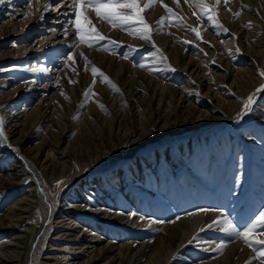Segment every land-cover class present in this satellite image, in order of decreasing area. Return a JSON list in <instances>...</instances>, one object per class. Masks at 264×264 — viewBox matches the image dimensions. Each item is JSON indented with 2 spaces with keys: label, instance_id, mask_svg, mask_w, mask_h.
<instances>
[{
  "label": "rangeland",
  "instance_id": "obj_1",
  "mask_svg": "<svg viewBox=\"0 0 264 264\" xmlns=\"http://www.w3.org/2000/svg\"><path fill=\"white\" fill-rule=\"evenodd\" d=\"M59 2L60 0H3L0 2V117L4 121L3 134H0V176H7V173L14 169L23 167L25 173L20 179L27 178L23 183L0 188V217L6 216L10 207L23 195L25 196L24 193L28 192L30 187L34 186L33 168L30 163L35 160L33 153L41 143L45 130L52 128L58 131L68 126L67 131L70 132L62 140V145L57 151H63L66 146L69 147L65 154L71 158L72 168L63 178L58 177L57 180L51 179L48 171L36 169L41 178L46 181L56 212L53 213L54 211L49 209L47 226L54 224L59 212L73 211L80 218L77 220L78 228L84 222L92 221L96 225L112 230L109 234L115 235L109 238L110 240L107 239V230L105 235L101 236L109 242L124 238L123 242L133 240L138 245L146 246L154 243L152 250L161 260L167 251L157 244L162 236V231H159L156 226L158 224H173L172 221L176 223L179 219L189 216V213L200 212L201 208L210 209L209 211L218 210L215 199L221 197L225 200L228 217L241 228L259 211L264 210V118L260 119L257 114L259 111L264 116V109L261 108L264 102V91L254 92L255 103L247 114H243L245 110L242 105L238 115L232 119L211 123L199 129L167 133L160 139L145 143L139 148L121 141L117 150H112L116 156L106 158L82 173L79 165H74L73 157L74 142L81 144L78 146L82 147L84 152L91 153L94 150V145L86 140L87 136L83 134L85 127L82 128L80 135H76V126L104 125L105 128V125H108L104 120L105 116L115 115L116 107L111 99L114 95L117 99H121L123 95L129 105L136 103L147 115L146 100L152 97V89L148 90L147 85H143V89L141 87L139 90H147V97L141 95L137 98L135 96L138 95H133L134 91L126 90L123 82L126 77L124 74L119 76L124 70V64L148 71V67L138 66L139 63H145L154 68L153 75H156V78L160 79V76H163V82L169 81L177 88L189 85L190 82L198 86L200 83L195 78L187 71L178 68L177 59L174 57L175 54L180 55L181 52H186L189 59L193 55L192 59L196 60L197 56L194 53L199 52L202 59H207L204 64L207 81L210 82L214 80L215 67L223 69L222 71L226 67V60L220 61L223 53L220 51L221 43L215 40V32L228 29L224 31L225 36L236 37L235 31L244 15L258 16L264 20L263 4L259 0H230L227 4L221 2L216 8L217 19L223 26L220 27L211 23L208 17L198 9L189 7L184 0H179V5L176 0H163V3H156L141 13L147 23L152 26V41L130 34V29L136 27L135 23L125 28H114L107 21L93 19L96 30L106 39L96 41L89 47L84 43L76 46L78 37L75 35V27L70 23L74 19L73 12L65 18L67 19L65 23L67 37L64 38L65 27L62 24L60 26L61 34L59 33L58 38L64 39L62 43H56V39L51 36L53 32L50 33L48 30L53 23H49V18L54 15V8ZM206 2L211 6L214 0H206ZM140 3L143 7L147 0H140ZM48 4L51 7L45 11V5ZM164 4L172 8L175 15L169 14ZM34 11L46 14L42 19L38 15L33 16L31 20ZM194 11L196 15H193ZM236 13L240 15L237 16ZM88 15L90 18L95 17V13L91 11ZM162 19L163 23H161ZM188 26L196 27L203 39L196 37ZM208 32L211 33L212 38ZM260 34H264V31ZM49 36L51 38H48ZM157 47L167 57L166 60L162 61L159 54L153 56ZM241 49L238 52L239 59L245 60L243 63L240 62V67L243 68V73L248 71L245 74L248 78L242 76V80L239 81L235 71L230 70L225 89L234 85L237 89L242 87L245 90L249 87L254 91L264 85V77L259 75L264 71V51L260 56L253 46L245 45ZM70 54L74 56V61L67 59ZM84 56L90 63H86ZM110 59H114V64H109ZM93 65L109 77L122 95L117 94L116 91L107 92L108 88L111 90L110 85L99 74L93 76ZM121 66L123 69L119 73ZM253 66L258 78L250 76ZM33 68H46L48 71L33 72L30 70ZM216 73H220V70ZM70 80L75 83H70ZM247 80L250 81L247 82ZM89 91L92 94L85 96V93ZM204 91H207V86ZM251 94H239L238 99L243 103ZM132 96L135 100H129ZM165 96L163 107L170 102L168 93H165ZM206 100L209 101L206 97L203 98V101ZM95 101L100 107H96ZM211 101V104L217 107V101ZM101 105L104 107L102 108ZM210 106L208 103L206 109H210ZM153 107L155 109L157 105ZM130 110L133 122L119 117L114 125H120V123L125 127L141 125L139 123L141 118L135 116L136 111L133 108ZM98 115L102 116L101 120ZM78 137L80 141L76 140ZM140 137L136 134L134 141ZM190 147L194 149L190 161L197 163L195 172L184 165L186 158L182 151L189 150ZM232 147L235 148L232 149ZM58 152H54L55 157H59ZM48 153L51 154V152ZM91 156L95 157L93 154ZM167 156L171 158V165H168ZM211 159H213L212 163H210ZM137 162H141L143 169L139 170V167H136ZM155 167H158L157 173L152 171ZM243 169L245 172H242ZM242 174H244L243 178H241ZM144 180L146 183L143 182ZM76 191L80 197L73 196ZM68 202L85 204L92 212L68 209L64 207L65 205L63 206V203ZM93 209L103 211L109 209L111 214L108 216L107 212L99 214V211L93 212ZM40 219L44 221L45 218L35 216L37 222ZM215 220L218 219H211L209 222L212 227L195 231L182 248L185 256L175 252L171 262L175 264H209L212 261L219 263L234 251L231 249L228 251V247L239 241L251 250L258 262L264 259V257H256L253 249L242 238L220 231V225L213 223ZM154 225L156 227H153ZM56 228L63 227L58 224L55 230ZM257 231H264V229ZM3 232L4 230L1 235L4 234ZM94 233L100 234L98 227H95ZM193 237L197 239L193 240ZM45 238L47 241L45 240L44 243H48L53 236L46 235ZM257 238L264 239L261 236ZM3 239L4 237L1 236L0 241ZM31 242L27 254V260H29L26 264H54V257L58 255L56 249L50 250L49 244H46L47 251L50 250L53 253L47 255L45 254L47 251L40 252L39 242L36 239H32ZM55 242L62 241L56 239ZM220 244L226 247L216 251ZM258 247H264V245ZM34 253H37L36 257H32ZM39 253L41 254L38 257ZM189 254L192 255L189 256Z\"/></svg>",
  "mask_w": 264,
  "mask_h": 264
},
{
  "label": "bare ground",
  "instance_id": "obj_2",
  "mask_svg": "<svg viewBox=\"0 0 264 264\" xmlns=\"http://www.w3.org/2000/svg\"><path fill=\"white\" fill-rule=\"evenodd\" d=\"M259 1L264 6V0ZM71 12V0H60L59 4L54 8V15L49 18V23H53V25H50V29L48 31H50V33L53 32L51 36L56 39V43H62L64 40L58 38L60 26L62 24L66 29L67 24L65 23L67 19L65 20V18ZM45 14V12L39 13L38 11H34L31 20L33 19V16L37 17L39 15L40 17H43ZM60 18L63 20H58ZM263 31V19L258 16L253 17L246 15H244V18L241 20L240 25L235 31L236 37L232 36L227 38L224 31H216L214 34L216 37L215 40L221 43L220 51L223 53L220 61L223 62L226 60V67L224 71H222L223 69L221 70L220 68L215 67V77L214 80H211L210 82L207 81L208 79L206 77L207 73L205 64L207 59H202L199 56V52L194 53L197 56L196 60L192 59L193 55L190 56L189 59L186 52H181L180 55L175 54L174 58L177 59L178 68L187 71L193 78H195L200 83L198 86L193 85V83L188 80L190 82L189 85L186 84L182 88H177L169 81L163 82V76H160V79L156 78V75H153V71H142L138 68H133L128 64H124V70L119 76L124 74L126 77L123 79L126 90L134 91L133 95H138L135 96V98H137L141 95L147 97V90H139L141 87L143 89V85L146 84L148 90L152 89V97L146 100L148 106L147 115L140 109V107L137 106L136 103H134L135 106H133L134 104L129 105L120 93V90L116 91L109 86L111 87V90L108 88L107 92L116 91L117 94L122 95L121 99H117L115 95L114 98H111L113 105L116 107L115 115H113V117H110V115H107V117L105 116L104 120L107 121L108 124L105 125V128L104 125L76 126V135H80L82 128L85 127L83 134L87 136L86 140L91 141L94 145V150L91 153L84 152L83 148L78 146L81 144H76V142H74V165L77 166L78 164L80 170L82 169V173V171L87 170L97 163L99 164L104 159L111 158L114 155L116 156V154L112 153V150H117V146L121 141H125V143L139 148L145 143L154 142L156 139H160L167 133H175L187 129H199L205 125L229 120L237 116L243 105V103H241L238 99L239 94H251L256 90H250L248 87L245 91L242 87H238L237 89L234 85L225 89V83L230 70L235 71L237 78L239 77V81L240 79L242 80V76L243 78H248L245 75L248 71L243 73L244 70L240 67V62L243 63L245 59H239L238 52L242 50V46L249 45L257 49L259 55L262 56L264 51V34L260 33ZM208 35L211 36V33L209 34L208 32ZM67 36L68 33L65 34L64 38ZM48 38L51 37L49 36ZM210 38H212V36ZM109 64H114V59H110ZM251 68V78H258L255 67L253 66ZM122 69L123 66L119 69V73ZM217 70H220V73H216ZM248 81L250 80H247V82ZM206 86L207 91H204ZM165 93H168L170 102L167 103V106L163 107L166 97ZM205 97L209 99V101H203V98ZM135 98L132 96L129 100H135ZM211 100L217 101V107L211 104ZM208 103L211 105L210 109H206ZM95 105L96 107H100L97 103ZM153 105H157V107L154 109ZM224 105L226 107H223ZM132 108L136 111V118H141V121L139 122L141 125H127L125 127V125H121L120 122H118L120 125H114V122L119 117L133 122V117L130 116V109ZM228 108H230V110ZM261 108L264 109V102L261 104ZM218 110H221L222 112ZM257 114L260 119L264 118L261 112L258 111ZM101 117V115H98L100 120L102 119ZM185 123L188 125H184ZM134 126L136 131L134 130ZM68 127H62L58 131H55L52 128L45 130L41 143L34 150L33 158L35 160L30 163L33 168L32 178L34 180V186L30 187L28 192L24 193L26 195H23L24 197L22 196L20 200L16 201L15 204L10 207L6 216L0 217V237H4V239L0 241V264H26L29 260H27V254L29 250V243L32 239H36L39 242L38 247L40 252L47 251V248H45L46 244H49L48 247L50 250L56 249L58 251V255H55L54 257V264H175L174 262H171L175 252L185 256L182 248L195 231L200 230V228L209 227L211 219L217 218L218 220H223L225 217H228L225 200L221 197L219 199H215V203L217 204L216 206L219 207L218 210L198 212L193 215L185 216L173 224L156 225L159 228V231H162L161 240L157 244L160 245L161 249H165L167 251L164 258L161 260L157 257L156 252L154 253L152 250L154 243L144 246L143 244H136L133 240L123 242V240H125L124 238L115 242H109L101 236L103 234L105 235V231L107 230V239H111L112 236L115 235L113 234L111 236L109 234L112 230L96 225L92 223V221L84 222L81 224L82 226L78 228L77 220L80 218L73 211L71 213L65 211L59 212L54 220V224L49 225L47 223L49 225L47 226L46 219H48L47 213L49 209H52L51 211H54L53 213L56 212L52 200V194L47 188L46 181L41 178L36 169L39 168L40 170L48 171L50 178L57 180L58 177L63 178L67 171L72 168L73 163L70 162L71 158L65 154L67 153L66 150H68L69 147L66 146L63 151H57L62 145V140L66 138L67 133L70 132L69 130L67 131ZM136 134L141 137L138 138L137 141H134L136 140ZM84 135L81 136L84 137ZM76 140L80 141V138L78 137ZM241 147L243 148V146ZM234 148L232 147V149ZM55 151L59 153V157L54 156ZM193 151L194 149L190 147L189 150L185 149L182 152H184L183 156L186 158L184 162L185 167L195 172L197 163H192V161H190ZM48 152H51V154ZM91 154L95 155V157L91 156ZM155 155L157 156V153ZM210 156L212 158V154ZM166 158L168 165H171V158H169V156ZM212 162L213 159H211L210 163ZM135 164L136 167H139V170L143 169L141 162H137ZM157 168L158 167H155L152 171L157 173ZM242 172H245V170L243 169ZM24 173L25 168L22 167L7 173V176L1 175L0 188H8L15 183L25 182L27 178L22 180L20 179ZM243 176L244 174H242L241 178H243ZM143 182L146 183V180ZM76 195H78L77 191L73 196ZM65 200L67 199L65 198ZM70 200L68 201L71 202ZM69 202L65 204L63 203V206L65 205L64 207L68 209L71 208L73 210L78 209L81 211L92 212L87 209L85 204H71ZM94 210L95 209H93V212ZM95 211H99V214L101 212H107V216L111 214L109 209H107V211L96 209ZM36 215L40 216V218L44 217V221L40 219L37 222L35 220ZM133 220L134 218L132 221ZM58 224H60L63 228H56L55 230V227ZM156 226L154 225L153 227ZM95 227L99 228L100 234L94 233ZM2 230H4L3 235H1ZM50 230L52 231L50 232ZM46 235L47 237L53 236L48 243H44ZM261 237L264 238V235ZM56 239L62 242H55ZM40 244H43V246H40ZM242 246L244 245L240 241L233 243L228 247V251L231 249V251L234 250L233 252L229 253L227 257L219 263H214L212 261L209 264H248V262H251V264H260V262L255 259L251 250L246 246ZM50 250L45 252V254H53ZM40 254L41 253L38 254V257ZM36 255L37 253H34L32 257H36ZM190 255L192 254H189V256Z\"/></svg>",
  "mask_w": 264,
  "mask_h": 264
},
{
  "label": "snow or ice",
  "instance_id": "obj_3",
  "mask_svg": "<svg viewBox=\"0 0 264 264\" xmlns=\"http://www.w3.org/2000/svg\"><path fill=\"white\" fill-rule=\"evenodd\" d=\"M3 2V0H0ZM189 7L198 9L199 12L203 13L208 19L214 24L220 27H223L219 24V20L217 19L216 8L221 2L227 4L230 0H214V3L210 6L206 0H184ZM156 3H163V0H147V3L141 7L140 0H71L72 12L74 15V19L70 21L71 24L75 27V35L78 37V46L81 43L87 44L89 47L93 45L94 42L99 40H105L106 37L102 35L99 31L96 30L95 25L93 24V19H102L111 24L114 28L120 27L125 28L126 26L136 24L134 29H130V34L138 35L140 38L146 41H152L151 32L153 31L152 26L149 25L145 19V17L141 14L143 11L148 8L154 6ZM177 5H179V0H176ZM166 11L169 14L175 15L173 13L172 8H170L167 4L163 5ZM51 7L50 4L45 5V11ZM82 9V10H81ZM131 10V11H128ZM231 11V9H228ZM89 11L95 13V17L90 18L88 15ZM197 13L194 11L193 15ZM235 15L239 16V13ZM43 18L42 16L40 17ZM199 18V17H198ZM83 21V23L81 22ZM179 22V18H178ZM163 23V19L161 20ZM91 26V27H89ZM189 30L195 33L196 37L203 39L201 32L196 27L188 26ZM224 31H228V29H224ZM65 34H67V29H65ZM188 43V41H185ZM154 45V42H153ZM155 46V45H154ZM106 50V49H105ZM159 54L160 59L166 60L162 54V51L157 47L156 52L153 53V56ZM81 55H83L81 53ZM205 55H207L205 53ZM128 58V57H124ZM68 60L74 61V56L69 55L67 57ZM86 63H90L87 57L84 56ZM139 67L145 68L148 67L149 71H153L154 68L146 65L145 63H139ZM170 67V65H169ZM33 72L40 71L46 72L48 69L40 68V69H30ZM75 71V69H73ZM173 71L175 69H172ZM92 73L95 77L99 74L100 77L103 78L105 82H107L113 89L119 91V88L106 76L99 68L96 66H92ZM259 75L264 77V71L260 72ZM70 83H75V81H69ZM95 82V81H94ZM264 91V85H261L256 89V92ZM91 91L86 92L85 96L91 95ZM255 103V93L249 95L247 99L243 102L244 113L247 114L252 110V105ZM103 108L104 106L101 105ZM242 114V115H243ZM242 118V116H241ZM3 118L0 117V134H3ZM210 209L201 208L200 212H207ZM195 213H189V215H193ZM133 215H135L133 213ZM141 219H144L141 217ZM175 223V221H172ZM214 224L220 225V231L227 234H234L237 238H242L244 242L253 249V252L256 254V257H264V247H258L260 245H264V239H259L257 237L264 235V231H257L258 229H264V210L259 211L250 221H248L243 228L238 227L237 224L233 223V220L225 217L223 220H215ZM212 227V225H209ZM204 229L202 228L201 231ZM197 239V237H193V240ZM192 241H190L191 243ZM226 245L220 244L216 251H220L224 249ZM251 264V262H248ZM260 264H264V259H261Z\"/></svg>",
  "mask_w": 264,
  "mask_h": 264
}]
</instances>
